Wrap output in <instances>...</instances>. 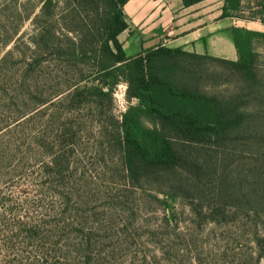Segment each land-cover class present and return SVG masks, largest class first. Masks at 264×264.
Masks as SVG:
<instances>
[{"label": "rangeland", "instance_id": "obj_1", "mask_svg": "<svg viewBox=\"0 0 264 264\" xmlns=\"http://www.w3.org/2000/svg\"><path fill=\"white\" fill-rule=\"evenodd\" d=\"M43 1L0 0V57L12 52L0 65V264H16L7 261L18 257L1 241L8 226L16 229L13 218L36 221L61 210L73 222L68 264H264V151L239 143L226 150L197 147L193 154L210 168L203 182L177 169L143 174L136 184L121 162L111 125L136 103L126 97V83L116 85L111 103L86 89L72 97L74 88L94 83L89 79L94 66L59 60L55 53L42 64L45 76L29 65L32 17ZM53 3L50 22L56 23L57 37L74 38L65 29L71 14L64 1ZM263 3L242 0L229 21L264 32ZM204 5L216 10L224 0ZM81 13L93 16L89 10ZM253 45L264 70V41ZM221 69L213 65L210 70L219 77L203 80L204 91L231 89ZM25 70L31 71L27 79ZM47 94L51 100L37 109L43 112H30ZM23 111L27 115L14 126ZM145 124L152 126L149 120ZM60 150L67 153L69 167L52 184L44 169L51 153ZM221 184L239 200L218 205ZM55 185L63 197L53 193Z\"/></svg>", "mask_w": 264, "mask_h": 264}, {"label": "trees", "instance_id": "obj_2", "mask_svg": "<svg viewBox=\"0 0 264 264\" xmlns=\"http://www.w3.org/2000/svg\"><path fill=\"white\" fill-rule=\"evenodd\" d=\"M63 1V9L71 14L70 25L65 29L76 36L57 37L56 23L50 22L57 5L53 0H44L32 17L34 29L30 46L33 55L29 65H35L45 76L42 64L46 55L55 53L59 60L94 66L89 77L94 83L81 90L74 88L72 97L86 89L111 103L113 89L119 82L126 83V97L136 103L129 105L121 119L113 120L111 125L121 162L136 184H141L143 174L177 169L196 183L203 182L209 176L210 168L203 158L193 154L197 147L226 150L239 143L249 151H264V70L260 69V55L253 45L254 41H264V32L231 27L237 60L162 45L127 56L118 35L128 27L123 10L128 0ZM200 1L182 0V3L190 6ZM241 3L242 0H224L222 17H230L233 12L241 10ZM87 10L93 12L92 17L85 13L86 16H82L81 12ZM261 12L260 21L264 23V3ZM11 53L7 51L0 57V65ZM213 65L222 67L219 73L226 74L225 77L231 80V89H226L223 94L204 91L203 80L219 77L210 70ZM30 72L25 70L23 79H27ZM2 79L0 70V84ZM51 94L40 97L38 105L30 112L50 101ZM26 115V111L18 113L14 117V126H18V120ZM146 120L152 126H147ZM68 163L64 150L51 153L44 169L46 182L54 184V178L57 181L63 169L69 167ZM58 186L55 185V192L52 191L63 197ZM228 187L221 184L219 194L223 198L218 199V205L226 203V199L239 200ZM12 221L11 227L17 226L16 229L10 230L8 226L1 241L6 250L18 252V257L7 262L69 263L67 247L73 222L65 210L53 211L36 221L15 218Z\"/></svg>", "mask_w": 264, "mask_h": 264}, {"label": "crops", "instance_id": "obj_3", "mask_svg": "<svg viewBox=\"0 0 264 264\" xmlns=\"http://www.w3.org/2000/svg\"><path fill=\"white\" fill-rule=\"evenodd\" d=\"M204 1L184 6L182 0H128L123 7L128 27L118 35L126 55L162 45L237 60L230 33L237 25L222 17V7L215 10Z\"/></svg>", "mask_w": 264, "mask_h": 264}]
</instances>
